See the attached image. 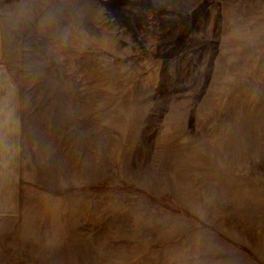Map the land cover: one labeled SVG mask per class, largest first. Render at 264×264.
Here are the masks:
<instances>
[{"label": "rangeland", "instance_id": "1", "mask_svg": "<svg viewBox=\"0 0 264 264\" xmlns=\"http://www.w3.org/2000/svg\"><path fill=\"white\" fill-rule=\"evenodd\" d=\"M0 33V264H264V0H0Z\"/></svg>", "mask_w": 264, "mask_h": 264}, {"label": "crops", "instance_id": "2", "mask_svg": "<svg viewBox=\"0 0 264 264\" xmlns=\"http://www.w3.org/2000/svg\"><path fill=\"white\" fill-rule=\"evenodd\" d=\"M0 37H1V33H0ZM1 39V38H0ZM0 78H1V73H0ZM19 121H22V118H20ZM19 129H20V126H19ZM18 129V130H19ZM21 130H19V133H20ZM14 134V133H13ZM12 133H5V129L3 130H0V178L1 179H4L6 180L7 176L8 177H15L16 174H15V171H14V166H10L6 159L1 157V154H2V149H4V147L6 148L9 144L8 142H11L10 140L11 139H14L16 140V135L14 134L13 135ZM13 154L11 155V158H13ZM12 164L15 163V159L11 160ZM10 186V185H9ZM7 187V186H6Z\"/></svg>", "mask_w": 264, "mask_h": 264}]
</instances>
